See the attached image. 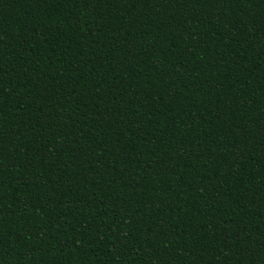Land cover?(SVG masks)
<instances>
[{"label":"trees","instance_id":"16d2710c","mask_svg":"<svg viewBox=\"0 0 264 264\" xmlns=\"http://www.w3.org/2000/svg\"><path fill=\"white\" fill-rule=\"evenodd\" d=\"M0 264H264V0H0Z\"/></svg>","mask_w":264,"mask_h":264}]
</instances>
